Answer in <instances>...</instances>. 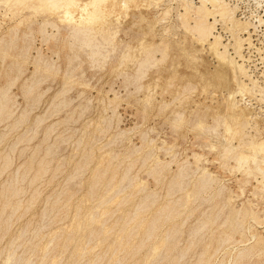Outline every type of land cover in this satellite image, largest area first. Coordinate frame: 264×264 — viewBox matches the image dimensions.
I'll list each match as a JSON object with an SVG mask.
<instances>
[{"label": "rangeland", "instance_id": "374dc122", "mask_svg": "<svg viewBox=\"0 0 264 264\" xmlns=\"http://www.w3.org/2000/svg\"><path fill=\"white\" fill-rule=\"evenodd\" d=\"M195 2L199 5L197 0ZM227 2L232 7L238 6V11H236L238 20L251 22L255 25V28L252 27L250 29L251 43L253 45L249 47V44L243 43L242 55L244 56V63L241 60L239 61L237 56H233L235 54L233 49L235 42L232 34L221 28L223 27L221 22H218L217 26H215L214 33L215 36H221L220 40L224 46L231 48H227L229 54H232L230 57L235 58L241 64L243 63L248 74L250 72V74L253 73L251 76L249 75L250 80L249 78H243V81L248 86L250 85V89L253 87L251 81H254L255 88L247 92L243 98L239 97L238 100L241 101L240 104L243 107H248L253 113L251 126L254 128L250 129V132H252L250 134L253 136L260 135L258 138L264 137V60H261L264 57V25L258 20V17L261 16L264 23V9L259 8L255 0H227ZM12 7L0 2V43L9 45L7 48L4 44L0 45V92L1 89L3 90L2 92H8L11 100L9 107L12 109L8 113L10 116L8 114L0 116V167L4 169L0 168V174L3 173L1 174L2 176L0 175V191L2 189L0 195L4 198L8 197V187H14V185L18 190L20 188L23 189V191L22 189H20L21 191L19 190V195L23 193L20 197L18 195L15 196L16 198H11L12 200L11 202L9 200L8 204H6L7 198L6 202H4V198L0 196V228H2L0 229V264H5L4 262H6L8 256H13V254V257H15L14 261L20 259L18 264H24L28 261L29 264H113L110 262L111 258H113V250H111L113 247L110 244L116 241L119 234L117 230L123 226L126 219L135 214L137 205L151 194L150 201L152 199L155 204L141 213V218L150 221L154 215L153 213L170 204V202L181 201L183 196H192V191H194L193 195H195L200 183L205 180H201V178H204V172L210 174L216 180L211 185L212 189L209 188L206 189L207 191H202L199 195L200 199L191 197L192 200L190 199L191 201L189 202L191 204L188 205L189 209L187 206L184 207L182 209L184 211L181 210V216L179 214L170 222L164 223L165 225L162 224L163 230L162 225L157 230V232L162 230L160 234L163 232L162 234L168 235L175 225L177 226V231L180 228V231L178 233L176 231L174 237L171 235L169 238L170 245H174L173 247L176 250L168 251L165 249L162 250L164 253L160 251L157 256L158 263L156 257H152L153 262L150 259L149 264H198L200 260L209 261V264H221L223 261L225 264H264V191L261 190L262 188L253 177L248 176L249 169L244 166L246 170L244 168L242 170L240 168L241 164L235 161V155L238 154L239 150H236L235 155L231 154L226 158L224 157L223 148L228 147L231 140L226 134L221 121L219 120L218 123V120L214 119V115L219 112L218 108L219 104L222 103V94L227 95L225 91L227 85L219 80H214L212 87L205 88L202 76L211 74L218 68L217 60L211 56L207 48L202 49L200 45H196L197 43L193 40V36L188 33L178 17L184 12L178 8L176 2L165 0L160 8L150 6L147 9L132 10L127 16L122 17L120 24H116L111 30V32L117 30L115 50L112 47L107 48L102 56L96 58L97 60L89 59V54L87 53L89 51H81L75 48L74 53L63 41H56L55 39L60 38V36H57V33L51 28H47V32L51 34L54 31L53 34L57 37L55 39L51 38L50 41L44 39L38 30L42 20L40 18H37L32 24V26L37 27L19 26L21 17L16 14L18 13V7ZM166 8L169 9L168 15L170 14V16L162 15ZM142 13L145 21L141 20ZM160 17H162L161 20ZM163 21L168 24H164ZM149 22L155 23V32L152 34L148 33ZM190 25L192 26V23ZM219 32L221 33L218 34ZM19 34L20 36L18 37L17 35ZM24 34L31 35L32 38ZM13 36L14 38L16 37V41H13ZM241 37L247 39L248 35H242ZM22 38H25V40ZM18 39L21 41H17ZM45 40L49 43L45 42ZM143 40L152 41L157 52L154 53L155 62L147 71L148 74L140 78L137 73L138 66L132 63L120 66L119 56L127 52L128 48H137L139 42ZM167 40L170 43H166ZM25 41H28V44ZM24 46L27 47L26 55H24ZM56 46L59 47L56 48ZM1 48L3 49L1 50ZM165 48H167L166 54L168 56L163 60L162 51ZM37 52L41 59L37 58L39 57ZM79 53H82V57ZM52 54L55 55L53 56ZM21 55H23L21 58L26 61V65L21 64L23 63L22 59H20ZM138 55L140 56L139 53ZM108 56L109 58L107 59ZM110 57L115 58H112L113 60L110 62ZM42 61L43 63H41ZM69 61L71 64H75L71 66ZM245 61H248L249 64ZM101 62L108 65H105V67ZM45 63L47 64L45 65ZM38 64L39 66L37 67H40V72L35 77L36 81L33 83V90L30 93L32 95L30 96V94L25 92H27V86H30L31 81H33L35 65ZM47 66L49 71H44ZM249 67L251 71L248 70ZM67 69H70V71ZM53 72L58 73L54 74ZM132 76L135 77L133 78ZM136 77L140 79L138 80ZM157 77H160V79ZM68 78L71 80H68ZM257 80L258 82H255ZM27 81L31 83L28 84L26 83ZM188 83H191L192 89L189 88ZM138 87L143 90H139ZM154 87H157V89H154ZM227 87L234 89L236 86L231 83ZM221 90L223 91L222 94L217 93V96H213V91ZM177 115V119L180 120L174 122L177 120ZM39 120L41 121L40 123H38ZM255 122L258 123L257 126L254 124ZM198 125L206 126L203 128L206 131L198 127ZM213 128L214 131L216 129V132H213ZM231 143L234 148L239 145L236 139L232 140ZM221 154L223 158L220 157ZM194 155L200 157L198 165ZM156 165L159 166L158 169H156ZM237 166L238 168L235 169ZM40 167L44 171L35 179L34 176L37 175ZM37 168L39 169L37 170ZM197 168L200 169L197 171ZM180 169H182L184 177L182 180L177 178L181 172ZM26 170H30V173H28L29 171L26 172ZM153 170L154 172L156 171L154 174L152 173ZM104 171L107 174L104 175L98 186H96L97 184L93 185L96 175L102 174ZM22 174L25 177L28 176V178H22ZM124 176H126V179L124 183L120 184L122 191L118 197L116 196L118 202L108 203L101 209L100 200L109 194V196H112L115 193L114 189L117 187L118 182L120 183ZM109 177H115L116 180L112 183L113 185H110L111 187L108 186ZM11 179H14L13 183L18 181V184L15 183L13 185ZM24 179L26 182H22L25 181ZM180 181L183 184L181 188L177 187ZM105 182L106 184H104ZM172 182L173 186H171ZM245 182L247 183L245 184ZM103 184L107 187L104 188ZM174 184H176L177 188L174 187ZM122 185L124 186L121 187ZM140 186L144 188H140ZM5 188H8L7 191ZM138 189H140V192H138ZM91 190H93V196L89 197ZM214 190L215 192H213ZM112 191L114 192L111 194ZM219 191L221 192L220 195ZM97 192L98 194H96ZM8 195H11V193ZM127 195H130V201H125V196ZM98 197L100 199H97ZM85 200L86 202H84ZM195 200L198 202H195ZM31 201L33 202L32 204ZM193 201L195 203H192ZM15 202H17L16 206H13ZM7 205L12 206L7 207ZM18 205L21 207H18ZM81 207L82 209H80ZM9 208L10 210H8ZM187 210L189 213H186L187 215L183 214L188 212ZM95 211H99L100 214H96ZM257 211L259 213H256ZM151 212H153V215ZM94 213L95 216H99L98 218L104 213H110L103 217L104 227L115 225L114 232L106 240L102 241L103 243L97 237L88 240L85 236V231L81 232V230H78L76 232L77 235L75 234V230L79 227H76V224H84L88 220L87 218L90 215L93 216ZM228 214L230 217H228ZM254 214L256 218H253ZM241 215L244 217H241ZM8 219L12 220L8 221ZM208 220L211 223L213 222V224L210 225ZM227 220L230 221L231 225L229 230V224L226 226ZM251 221L256 222L253 223ZM8 222L11 223L9 224ZM135 222L129 223L128 227L131 230L135 228ZM204 222L208 223L204 224ZM7 225L10 226L8 230L6 229ZM259 225L262 226L260 227ZM92 226L91 229L97 233L101 229L102 223H94ZM235 226L237 228H234ZM95 227L100 228L98 230ZM245 227L248 229L243 232ZM4 229L6 232H4ZM222 231L225 237L221 234L223 233ZM115 232L117 237L113 236ZM227 232L228 234H225ZM246 232L250 233L249 239H247L248 234ZM68 233L71 234L72 238L67 242ZM230 233H234L237 236L235 237L232 234L231 236L229 235ZM243 233L247 234V236H243ZM160 234H154L155 241L152 237L147 243L148 246L146 245V247L139 250L140 252H137L136 255L116 253V256L120 259V264H136L138 261H142L146 255L148 256L150 247L161 236H164ZM228 235L229 237H227ZM254 235L255 239L253 238L252 240ZM20 236L21 238L19 239ZM112 237H115L113 238L114 240L111 239ZM210 237L211 240L213 238L212 241H210ZM234 239L237 240L235 242L237 243L236 245L233 241ZM109 240H111L110 243L107 242ZM137 240L133 239V243H137ZM258 240H262L263 243L258 244ZM209 241L212 248L209 246ZM216 242H220L218 244L221 245H217ZM238 242L240 243L238 244ZM64 245L65 248H63ZM84 247L87 248V251L83 254L84 256L81 255L82 258L74 255L75 249L84 250ZM218 247L223 249L218 250ZM183 248H186V251ZM215 252L217 254L214 255ZM164 254L167 256L169 254L168 261ZM201 254L202 257L209 254L207 255L209 259L203 257L197 260ZM116 256L114 257L117 258ZM160 256L162 257L161 259L159 258ZM239 256L242 258H239ZM25 260L26 262H24ZM93 260H96L94 261L95 263H93ZM164 260L165 262H163Z\"/></svg>", "mask_w": 264, "mask_h": 264}, {"label": "bare ground", "instance_id": "6f19581e", "mask_svg": "<svg viewBox=\"0 0 264 264\" xmlns=\"http://www.w3.org/2000/svg\"><path fill=\"white\" fill-rule=\"evenodd\" d=\"M174 1V3L176 2L178 8H180L184 13L183 14H180V16H178L181 20V23L182 25L187 29L188 33L191 34L193 36V40L195 41V43H197L196 45H200L202 47V49L204 48H207V50L210 52L211 56L214 57L216 60H217V63H218V68L211 74H207V75H203L202 78H203V81H204V86L205 88H210L213 86V81L214 80H219L221 83L225 84V85H229V84H235V88L234 89H229L227 86L225 87V91L227 92V95H224L222 94V90L221 91H213V96H217V93H220L222 94V103L219 104V112H217L215 115H214V119L218 120V123H219V120L221 121V123L223 124L224 128H225V131H226V134L229 136L231 142L232 140H238L239 142V145L238 147L236 146V148H234V146H232V143L230 142L229 146L226 147V148H223L224 149V157L226 158L227 156H230L231 154L235 155L234 153L236 152V150H239L238 154L235 155V161H237L240 165V168L243 170L244 166L246 167V169H249L248 170V176L250 177H253V179L257 182L258 185H260V188L262 191H264V137H259L260 135H256V136H253L251 135L250 133V129L254 128L251 126V122L253 121L252 119V111L248 108V107H243L241 104H240V100H238L239 97L243 98L245 96V94L251 90H253L255 88V83L254 81L252 83L253 87L252 89L249 88V86L247 84H245V82L243 81V78H249L250 80V76L253 74H248L247 72V69L245 68V65L243 64V60H244V56L242 55V50H243V43H247L249 44L251 47L253 44L251 43V32H250V29L252 27L255 28V25L251 22H244V20H242L243 22H241L240 20L237 19L236 17V11L237 10V7H232L231 4H229L227 2V0H197L198 1V4H196V2L194 3V1L196 0H172ZM233 1V0H232ZM253 1V0H252ZM0 2L2 4H5V5H8V6H13V7H18V16L20 15V21H19V26H22V25H27L28 27L32 26V24L34 23V21L38 18L42 19L41 20V23H40V28L38 29L41 36L44 38V39H47L50 41V39L57 37V36H60V38H56L55 40L56 41H63L66 46H69V49L71 51L74 52V49L75 48H78V50H81V51H89L87 52L89 54V59L91 60H94L96 59L97 57H100L103 55L104 51L107 50V48H110L112 47L113 50H115L116 48V44H115V39H116V36H117V30H115V32H111L113 26H115L116 24H120L121 22V18L122 17H125L127 16L132 10H141V8H144V9H147L149 8L150 6H155L157 8H160L162 6V4L165 2V0H0ZM236 2V1H235ZM256 2V5L259 7V8H263L264 9V0H255ZM255 4V3H254ZM171 5V4H170ZM2 6V5H1ZM169 6V5H168ZM6 7V6H5ZM12 7V8H13ZM173 7V6H172ZM152 8V7H151ZM164 9V8H163ZM180 10V11H181ZM258 10V9H257ZM12 11V9H11ZM162 11V10H161ZM179 11V12H180ZM262 11V9H261ZM169 9L166 8L164 10V12L162 13L163 16H167L168 13H169ZM173 13V12H172ZM179 14V13H178ZM254 14V13H253ZM159 16V14H158ZM170 16V14L168 15ZM172 17V16H171ZM158 18V17H157ZM162 17H160V20H161ZM175 18V17H174ZM259 19V22L261 24L264 25L263 23V20L260 17H258ZM257 19V18H256ZM141 20L142 21H145V17L143 16V13H142V16H141ZM163 20V19H162ZM165 20V19H164ZM169 20V19H168ZM173 20V18H172ZM212 20H214L213 22H211ZM246 20V19H245ZM155 21V20H154ZM157 21V20H156ZM159 21V20H158ZM254 21V20H252ZM37 22V21H36ZM164 22V21H163ZM218 22H221L223 27L221 28H224L225 30L228 31V33L230 32L232 34V38L235 42V45L233 47L234 51H235V54L233 56H237L239 58V61L241 60L243 63H239L237 62V60H235V58L233 57H230L231 55L229 54L228 52V49H231V48H228L226 46H224L220 40L221 36L218 37V36H215V26H217V23ZM257 22V21H256ZM166 22H164L165 24ZM171 21L169 22V25H170ZM192 23V26L190 25ZM255 23V21H254ZM163 24V23H162ZM168 24V23H166ZM256 24V23H255ZM17 25V24H16ZM36 25V24H35ZM38 25V24H37ZM259 25V24H258ZM14 26V25H13ZM34 26V25H33ZM32 26V27H33ZM119 26V25H118ZM175 26V25H174ZM181 26V25H180ZM179 26V27H180ZM257 26V25H256ZM12 27V26H11ZM34 27H37V26H34ZM157 27V26H156ZM165 27V25H164ZM170 27V26H169ZM261 27V26H260ZM47 28H51L52 30H54L57 34L54 35L53 32H51V34H49L47 32ZM167 28V27H166ZM177 28V27H176ZM220 28V27H219ZM26 29V28H25ZM28 29V28H27ZM33 29V28H31ZM30 29V30H31ZM116 29V28H115ZM146 29V28H145ZM144 29V30H145ZM165 30V28H163ZM218 29V28H217ZM29 30V29H28ZM121 30V29H120ZM143 30V31H144ZM171 30V29H170ZM169 30V31H170ZM177 30V29H176ZM13 31V30H12ZM32 31V30H31ZM114 31V30H113ZM142 31V30H141ZM15 32V31H14ZM19 32V31H18ZM33 32V31H32ZM31 32V34H32ZM38 32V31H36ZM35 32V34H36ZM153 32H155V23L154 22H149L148 23V33L152 34ZM164 32V31H163ZM7 33V32H6ZM162 33V32H161ZM165 33V32H164ZM221 32H219L218 34H220ZM16 34V33H14ZM27 34V33H25ZM24 34V35H25ZM217 34V33H216ZM6 35V34H5ZM34 36V34H32ZM154 35V34H153ZM164 35V34H163ZM172 35V34H171ZM244 36V35H248L247 39H243L241 36ZM18 37L20 36L17 35ZM25 36H28L30 37L29 35H25ZM165 36V35H164ZM17 37V38H18ZM24 37V36H23ZM28 37H25V38H28ZM126 37V36H125ZM143 37V36H142ZM4 38V37H3ZM2 38V39H3ZM16 38V37H15ZM14 36H13V41L15 40ZM21 38V37H20ZM25 38H22L23 40H25ZM32 38V36L30 37ZM29 38V39H30ZM166 38V37H165ZM34 39V38H33ZM154 39V38H153ZM169 39V37H168ZM28 40V39H26ZM47 40H45V42H47ZM54 40V41H55ZM121 40V39H120ZM5 41V40H4ZM7 41V40H6ZM16 41V40H15ZM17 41H21V40H17ZM30 41V40H28ZM28 41H25L26 43ZM43 41V40H42ZM161 41V40H160ZM170 41V40H169ZM232 41V40H231ZM9 42V41H8ZM12 44L13 42L10 41ZM23 42V41H22ZM24 42V43H25ZM44 42V43H45ZM15 43V42H14ZM49 43V42H47ZM166 43H170L167 42ZM6 48L9 46H7L5 43H3ZM2 42L0 43V45H3ZM19 44V43H18ZM28 44V43H27ZM234 44V43H233ZM55 45V44H54ZM57 45V44H56ZM58 45H61V44H58ZM123 45V44H122ZM130 45V44H129ZM229 45V44H228ZM246 45V44H245ZM21 46H23L21 44ZM27 46V45H26ZM24 46L23 49L25 50V53L24 55L27 54V47ZM127 46V45H126ZM157 46V45H156ZM231 46V45H230ZM59 47V46H56V48ZM135 47V45H134ZM4 48V47H3ZM1 48V50L3 49ZM4 48V49H6ZM22 48V47H21ZM64 48H65V45H64ZM125 48V46H124ZM228 48V49H227ZM255 48V47H254ZM253 48V49H254ZM22 49V50H23ZM32 50V49H31ZM53 50V49H52ZM52 50H51V53H52ZM124 51V49H122ZM162 50V49H161ZM166 50L167 48H165L162 52H163V60H165L167 58V54H166ZM260 50V49H259ZM6 51V50H5ZM39 51V50H38ZM69 51V50H68ZM70 51V52H71ZM76 51V50H75ZM109 51V50H108ZM111 51V50H110ZM127 52L123 53L122 56H119V59H120V63L119 65L120 66H123L127 63H132L133 65H137L138 66V77L140 76V78H143L147 73V71L152 67V65L154 64L155 62V58H154V53L157 52L156 48H155V45L154 43H152V41H147V40H143V41H140L139 44H138V47L137 48H128V50H126ZM169 51V50H168ZM54 52V50H53ZM79 52V51H78ZM58 53V52H57ZM75 53V52H74ZM138 53L140 54V56L138 55ZM30 54V53H29ZM41 54V53H40ZM72 55H74L73 53H71ZM80 55L82 53H79ZM79 54H76V55H79ZM161 54V53H160ZM5 55V54H4ZM7 55V54H6ZM37 55H38V52H37ZM53 55V54H52ZM55 55V54H54ZM53 55V56H54ZM23 55L20 56V59H22L23 63L21 64H25L26 61L23 60V58H21ZM39 57H37L38 59L40 58V55H38ZM42 56V55H41ZM75 56V55H74ZM107 56V55H106ZM25 57V56H24ZM82 57V55H81ZM80 57V58H81ZM86 58H88L87 56H85ZM105 57V56H104ZM116 57V56H115ZM115 57H112V58H115ZM118 57V55H117ZM121 57V58H120ZM36 58V59H37ZM58 58V57H57ZM78 58V57H76ZM109 58V56L107 57V59ZM111 58V57H110ZM111 58L110 62L113 60ZM169 58V57H168ZM237 58V59H238ZM18 59V58H17ZM41 59V58H40ZM73 59V58H71ZM79 59V58H78ZM77 59V60H78ZM82 59V58H81ZM80 59V60H81ZM118 59V58H117ZM261 59V58H260ZM26 60V59H25ZM35 60V59H34ZM53 60V58H52ZM77 60H75L77 62ZM79 60V61H80ZM97 60V59H96ZM115 60V59H114ZM197 60V59H196ZM261 60H264V57L263 59ZM36 61V60H35ZM40 61V60H39ZM73 61V60H72ZM83 61V60H82ZM158 61V60H157ZM74 62V61H73ZM88 62V61H87ZM92 62V61H91ZM95 62V61H94ZM109 62V61H108ZM246 62V61H245ZM248 62V61H247ZM246 62V63H247ZM249 62H250V59H249ZM249 62L247 64H249ZM29 63V62H28ZM43 63V61L41 62ZM56 63V62H55ZM70 63V61H69ZM68 63V64H69ZM78 63V62H77ZM81 63V61H80ZM103 63V62H101ZM117 63V62H116ZM19 64V63H18ZM36 64V62H35ZM47 63H45L46 65ZM75 64V63H73ZM73 64L70 63V65L72 66ZM83 64V63H82ZM92 64L94 65V63L92 62ZM91 64V65H92ZM104 64V63H103ZM160 64V63H159ZM26 65V64H25ZM49 65V63H48ZM54 65V64H53ZM92 65V66H93ZM105 65H108V64H104L103 66ZM24 66V65H23ZM33 66V65H32ZM37 66L38 65H35L36 69H35V72L33 74V81L29 82L28 81L26 83L30 84V86H27L28 88L26 89L27 92H25L26 94H30L31 91L33 90V83L36 81V75L40 72V67L38 68ZM95 66V65H94ZM102 66V67H103ZM114 66H115V63H114ZM75 67V66H73ZM72 67V68H73ZM97 67V66H96ZM99 67V66H98ZM101 67V65H100ZM106 67V66H105ZM247 67V65H246ZM69 68V67H68ZM119 68V66H118ZM44 69V68H43ZM55 69V68H54ZM71 69V68H70ZM70 69H67L70 71ZM116 69V68H115ZM133 69V68H132ZM118 70V69H117ZM125 70V69H124ZM250 67H249V69ZM44 71H49L48 70V66L44 69ZM54 71V70H52ZM42 72V70H41ZM50 72H51V69H50ZM67 72V71H66ZM74 72V71H73ZM45 73V72H44ZM43 73V74H44ZM54 74H57L58 72H53ZM131 73V72H130ZM135 73V72H133ZM68 74V73H67ZM65 74V75H67ZM45 75V74H44ZM121 75V74H120ZM250 75V76H249ZM125 76V75H124ZM66 77V76H65ZM73 77V76H72ZM127 77V76H126ZM130 77V76H129ZM128 77V78H129ZM133 77V76H132ZM135 77V76H134ZM133 77V78H134ZM35 78V79H34ZM137 78V77H136ZM139 78V79H140ZM158 78V77H157ZM171 78V77H170ZM67 79V77H66ZM132 79V78H131ZM138 79V78H137ZM136 79V80H137ZM138 79V80H139ZM156 79V78H155ZM160 79V77L158 78ZM253 79V77H252ZM31 80V79H30ZM29 80V81H30ZM68 80H71L70 78H68ZM134 80V79H133ZM137 80V81H138ZM248 80V79H247ZM255 80V79H254ZM74 81V80H73ZM37 82H39V80H37ZM153 82V81H152ZM155 82V81H154ZM157 82V81H156ZM159 82V81H158ZM168 82V81H167ZM255 82H258L255 81ZM137 83V82H136ZM139 83V82H138ZM250 83V84H251ZM154 84V83H153ZM158 84V83H157ZM189 84V83H188ZM257 84V83H256ZM12 85V84H11ZM35 85V84H34ZM155 85V84H154ZM26 86V84H25ZM138 86V84H137ZM141 86V85H139ZM157 86V85H156ZM160 87V86H159ZM188 87V86H187ZM258 87V86H256ZM261 87V86H260ZM35 88V87H34ZM139 90H143L141 89V87H138ZM157 89V87H154V89ZM189 88L192 89L191 87V83L189 84ZM195 88V87H194ZM148 89V87H147ZM186 89V88H185ZM8 90V89H7ZM138 90V89H137ZM3 90L1 89V92H0V116L2 114H8L12 111V109H10V97L8 96V92L7 91H4L2 92ZM163 91V90H162ZM140 92V91H139ZM167 92V91H165ZM164 92V93H165ZM254 92V91H253ZM155 93V92H154ZM252 93V92H250ZM115 94V93H114ZM32 94H30L31 96ZM259 95V94H258ZM81 96V95H80ZM28 97V96H27ZM58 97H60L58 95ZM56 98V97H55ZM118 98V97H117ZM113 99V98H112ZM61 100V99H60ZM117 100V99H116ZM38 101V100H37ZM36 101V102H37ZM245 101V100H244ZM261 101V100H260ZM65 103V102H63ZM166 103V102H165ZM248 104V103H247ZM168 105V104H167ZM248 106V105H247ZM58 107V106H57ZM165 108V107H163ZM254 112V111H253ZM26 113V112H24ZM23 113V114H24ZM22 114V115H23ZM27 114V113H26ZM179 114V113H178ZM12 115V114H11ZM257 115V114H256ZM8 116H10L8 114ZM180 116V115H179ZM25 117V115H24ZM178 118V115L176 117V119ZM2 119V118H1ZM180 119H177L175 120L174 122H178ZM41 121L39 120L38 123H40ZM37 123V124H38ZM216 123V124H218ZM175 124V123H174ZM256 126H257V122L254 123ZM16 126V125H15ZM198 127L200 128H204L206 126H201V125H198ZM206 129V128H205ZM204 130V129H203ZM206 131V130H204ZM210 131V130H209ZM208 131V132H209ZM257 131V130H255ZM212 132V130H211ZM209 132V133H211ZM213 132H216V129L214 131V128H213ZM259 132V131H258ZM261 132V131H260ZM264 132V131H263ZM257 134V132H256ZM263 134V133H262ZM123 135V134H122ZM212 138V137H211ZM224 143V142H223ZM227 143V142H226ZM218 144V143H217ZM227 146V144H226ZM214 148V147H213ZM50 149V148H49ZM48 149V150H49ZM217 151V150H216ZM49 153V152H47ZM49 155V154H48ZM149 156V155H148ZM222 154H221V156ZM219 157V158H220ZM5 158V157H4ZM194 158L195 160L197 161V165L200 161V157L198 155H194ZM221 158V159H222ZM233 158V157H232ZM6 159V158H5ZM9 159V158H8ZM233 160V159H232ZM231 160V161H232ZM10 161V160H8ZM222 161V160H221ZM4 162V161H3ZM233 162V161H232ZM11 163V162H10ZM158 163V162H157ZM160 163V162H159ZM228 163V162H227ZM5 164V162H4ZM6 164L8 165L7 161H6ZM29 164V163H28ZM225 164V163H224ZM229 164V163H228ZM10 165V164H9ZM38 165H40L38 163ZM42 165V164H41ZM45 165V164H44ZM83 165V164H82ZM6 166V165H5ZM26 166H29V165H26ZM157 166V165H156ZM225 166V165H224ZM8 167V166H7ZM42 167V166H41ZM37 168L38 172H37V175H35V179H37L38 175H40L41 173H43L44 169L43 168ZM79 167V166H78ZM84 167V166H83ZM159 166H157L156 169H158ZM161 167V166H160ZM228 167V166H227ZM226 167V168H227ZM1 168V167H0ZM10 168V167H9ZM27 168V167H26ZM82 168V167H81ZM184 168V167H183ZM238 168L235 167V169ZM239 168V169H240ZM2 169V168H1ZM30 169V168H29ZM47 169V168H46ZM45 169V170H46ZM80 169V168H79ZM100 169V168H99ZM155 169V170H156ZM200 168H197V171L199 170ZM245 169V168H244ZM245 169V170H246ZM4 170V169H2ZM7 170V168H6ZM5 170V172H6ZM81 170V169H80ZM83 170V169H82ZM102 170V169H101ZM108 170V169H107ZM182 169H180L181 171ZM185 170V169H183ZM238 170V169H237ZM236 170V171H237ZM241 170V171H242ZM24 171V170H23ZM29 171V172H28ZM26 170V172L30 173V170ZM47 171V170H46ZM97 171V170H96ZM179 171V172H180ZM3 172V171H1ZM105 172V171H104ZM102 173V174H97L96 175V178H95V182L93 185H96L98 186V183L101 181V179L104 177V175L107 174V172L105 173ZM156 172V171H155ZM154 170H153V174L155 173ZM178 172V173H179ZM26 173V174H28ZM177 173V174H178ZM241 173V172H240ZM245 173V172H243ZM3 174V173H1ZM0 174V175H1ZM18 174L20 175V173L18 172ZM25 174V173H23ZM22 174V175H23ZM36 174V173H35ZM157 174V173H156ZM19 175H16V176H19ZM21 175V176H22ZM125 175V174H124ZM161 175V174H159ZM194 175V174H193ZM244 175V174H243ZM2 176V175H1ZM0 176V177H1ZM20 176V177H21ZM109 176V175H108ZM127 176V174H126ZM126 176H124L120 183L118 182V185L117 187L114 189L115 193L112 195V196H107V197H104L102 200H100L99 202V205L101 207V209L107 205L108 203H111V202H114V203H117L118 200H116V196L118 197V195L120 194V192L122 191L121 188H120V184L126 179ZM157 176V175H156ZM203 176L204 178H201L202 179H205V180H202V182L200 183V186H199V189L198 191L196 190V193L195 195L194 194V191H192V196H183L181 197V201H178V202H175V203H171L170 204H167L166 206L158 209L155 213L151 212V214L153 215L152 219L150 221H146L145 219L141 218V213L145 210H148L151 206H153L155 203L152 201H150V196H147L145 197L144 200H142L139 205H137V208H136V212H134L135 214L133 215L132 213V217H129L126 219L125 223L123 224V226L117 230L119 232L118 234V237L116 236L117 233L115 232L113 234V236H116V241H114L113 244H110L112 245V249L113 250V258H111L112 260L110 262H112L113 264H120V259L118 258V256H116V253H122V254H125V255H129V254H133V255H136L137 252H140L139 250L143 249L144 247H146L148 241L153 237L154 239V234H160V231H162L164 229L163 225L164 223H168V221L170 222V220H172L173 218H175L176 216H178L180 214L181 216V213L182 209H184V207H188V205H190L191 203H189L192 198H198L200 199L199 195L202 191H207L206 189H212L211 188V185L214 184L216 181L210 174L208 173H203ZM25 176L23 175L22 178H24ZM202 177V176H201ZM21 178V179H22ZM28 178V176L25 177V179ZM110 178V177H109ZM178 179H181L182 178L184 179L183 177V173L182 171L179 173V175L177 176ZM249 178V177H248ZM247 178V179H248ZM16 179V178H15ZM19 179V177H18ZM24 179V180H25ZM200 179V178H199ZM252 179V178H251ZM252 179V180H253ZM260 179V181H259ZM13 180L14 179H11V182L12 184L14 185L15 183H17L15 181V183H13ZM17 180V179H16ZM32 180V179H31ZM174 180V179H173ZM172 180V181H173ZM251 180V181H252ZM20 181V180H19ZM37 181V180H35ZM108 181V180H106ZM116 181L115 180V177H112L109 179L108 181V186L111 187L110 185ZM179 181V180H178ZM248 181V180H247ZM10 182V184H11ZM22 182H26L25 181H22ZM31 182V181H30ZM33 182V181H32ZM128 182V181H126ZM176 182V180H175ZM247 182H245L246 184ZM251 183V182H250ZM249 183V184H250ZM7 184V183H6ZM18 184V183H17ZM21 184V183H20ZM106 184V182L104 183ZM103 184V185H104ZM127 184V183H126ZM179 184V185H178ZM177 184V187L179 186L180 188L182 187V183L181 181ZM244 184V185H245ZM23 185V184H21ZM113 185V184H112ZM129 185V184H128ZM185 185V184H184ZM199 185V184H198ZM197 185V187H198ZM4 186V185H3ZM106 188L107 186L104 185ZM124 185H122L121 187H123ZM173 186V182H172V185ZM21 187V186H20ZM93 187V186H92ZM174 187H176V184H174ZM173 187V188H174ZM2 188V187H1ZM9 188V190L7 191V189ZM7 189L5 188V190L9 193H11V195H8L7 198V202H6V198L2 197V195H0L3 199L4 202H6V204H8L9 200L11 202V198L15 197V196H18V192H20L22 188H20L19 190L16 189V186L14 185V187L10 186L8 187ZM140 188H144L142 186H140ZM172 188V190H173ZM174 188V189H175ZM179 188V189H180ZM109 189V188H108ZM123 189V188H122ZM178 189V190H179ZM99 190V188H98ZM101 190V189H100ZM140 189H138V192ZM221 190V189H219ZM2 191V189H1ZM0 191V192H1ZM23 191V189H22ZM93 190H91V192H89V197H92L93 196ZM112 191L111 194L114 192ZM211 191V190H210ZM6 192V193H7ZM110 192V191H109ZM209 192V191H208ZM215 192V190L213 191ZM260 192V191H259ZM23 193V192H22ZM20 193V195L22 194ZM217 193V191H216ZM220 191H219V195H220ZM253 193V192H252ZM1 194V193H0ZM17 194V195H16ZM98 194V192L96 193ZM95 194V196H97ZM215 194V193H214ZM213 194V195H214ZM19 195V197H20ZM34 195V194H33ZM36 195V194H35ZM100 195V194H99ZM191 195V194H189ZM218 195V194H217ZM256 195V194H255ZM254 195V197H255ZM260 195V194H259ZM4 196V195H3ZM154 196V195H153ZM202 196V195H201ZM211 196V194H210ZM0 197V198H1ZM34 197V196H32ZM31 197V198H32ZM36 197V196H35ZM34 197V198H35ZM126 200L125 201H130V195H127L125 196ZM192 197V198H191ZM257 197V195H256ZM16 198V197H15ZM132 198V197H131ZM141 198V199H142ZM152 198V197H151ZM154 198V197H153ZM204 198V197H203ZM230 198V197H228ZM262 198V196H261ZM97 199H100L99 197ZM140 199V200H141ZM191 199V200H190ZM197 200V199H196ZM195 202H198L196 201ZM228 200V199H226ZM230 200V199H229ZM264 200V199H263ZM232 201V200H231ZM248 201V200H247ZM29 202V201H28ZM86 202V200L84 201ZM194 201L192 203H195ZM227 202V201H226ZM16 203L15 202V205L13 206H16ZM18 203H20L18 201ZM33 202L31 201V204ZM97 203V202H96ZM126 203V202H125ZM124 203V204H125ZM169 203V202H168ZM11 204V203H9ZM30 204V203H29ZM80 204V203H79ZM120 204V203H119ZM226 204V203H225ZM4 205V204H3ZM97 205V206H99ZM6 206V205H5ZM10 206V205H9ZM7 205V207H9ZM12 206V205H11ZM10 206V207H11ZM56 206V204H55ZM161 206V205H160ZM227 206V205H226ZM246 206V204H245ZM4 207V206H3ZM7 207H6V210H7ZM18 207H21L18 205ZM28 207V205H27ZM77 207V206H76ZM80 207V206H78ZM93 207V205H92ZM157 207V206H156ZM193 207V206H192ZM190 207V208H192ZM15 208V207H14ZM97 208V207H96ZM110 208V207H109ZM135 208V206H134ZM224 208V206H223ZM3 209V208H2ZM1 209V210H2ZM29 209V208H27ZM82 209V207L80 208ZM79 209V211H80ZM155 209V208H153ZM152 209V210H153ZM189 209V207H188ZM246 209H249V208H246ZM245 209V211H246ZM5 210V209H3ZM5 210V211H6ZM10 210V208L8 209ZM93 210V209H91ZM150 210V211H152ZM182 210V211H181ZM242 210V209H241ZM240 210V211H241ZM254 210V209H253ZM13 211V210H12ZM148 211V212H150ZM154 211V210H153ZM188 211V210H187ZM224 211V210H222ZM230 211V210H229ZM238 211V210H237ZM243 211V210H242ZM18 212V211H16ZM78 212V211H77ZM93 212V211H91ZM133 212V211H132ZM147 212V211H146ZM144 212V213H146ZM251 212V211H250ZM13 214V212H11ZM96 214L99 213L95 211ZM95 213L93 216H89L87 219V221L83 224V223H80L78 225V223L76 224V227L77 229L75 230V234L78 230H81L82 231H85V236L87 237L88 240H90L91 238H94V237H97V239H99L100 242L106 240V238L111 235L114 230H115V225H110L109 227H104V221L102 222L103 220V217H106L108 213H104L100 218H98L99 216H95ZM186 213H189L188 212H184L183 214H186ZM231 213V212H230ZM234 213V212H233ZM256 213H259L258 211ZM45 214V213H44ZM93 214V213H92ZM100 214V213H99ZM110 214V213H109ZM108 214V215H109ZM239 214V213H238ZM243 214V212H242ZM245 214V213H244ZM187 215V214H186ZM232 215V214H231ZM240 215V214H239ZM238 215V216H239ZM246 215V214H245ZM251 215V213H250ZM249 215V217H251ZM257 215V214H256ZM260 216V214H258ZM234 216V215H233ZM243 215H241L242 217ZM259 216H257L259 218ZM13 217V215H12ZM213 217V215H212ZM219 217V216H218ZM228 217L229 214H228ZM232 217V216H231ZM244 217V216H243ZM246 217V216H245ZM11 218V217H10ZM204 218V217H203ZM217 218V217H216ZM239 219V217H237ZM236 218V219H237ZM248 218V216H247ZM252 218V217H251ZM253 218H256L255 214L253 215ZM257 218V219H258ZM7 219V218H6ZM80 219V218H79ZM149 219V218H148ZM220 219V218H219ZM229 219V218H228ZM237 219V220H238ZM12 220V219H11ZM8 219V221H11ZM108 220V219H107ZM203 220V219H202ZM214 220V219H213ZM212 220V221H213ZM256 220V219H255ZM132 221H136L135 224H134V229L131 230L128 225L130 222ZM209 221V220H208ZM227 224L226 226L229 224L230 225V221L227 220ZM242 221V220H241ZM244 221V220H243ZM7 222V221H6ZM173 222V221H172ZM210 222V221H209ZM233 222V220L231 221ZM253 223H255L254 221H251ZM9 224L11 222H8ZM94 223H102V227L101 229L99 230V228H97L99 231L96 233L93 231V229H91V226L94 224ZM203 223V222H201ZM208 223V222H207ZM206 222H204V224H207ZM264 223V222H263ZM5 224V223H4ZM8 224V225H9ZM107 224V223H105ZM213 222L211 223L210 222V225H212ZM2 225V224H1ZM7 225V230L9 229L10 226ZM160 225H162V230H160L159 232H157V230L159 229V227H161ZM165 225V224H164ZM228 225V230H229V227L231 228V225L229 226ZM106 226V225H105ZM173 226V225H172ZM180 226V225H178ZM226 226H223V227H226ZM237 226V225H236ZM234 227V228H237V227ZM246 226V225H245ZM260 227L262 225H259ZM6 227V226H5ZM199 227V226H198ZM204 227V226H202ZM212 227V226H211ZM241 227V226H240ZM248 227V226H247ZM93 228V226H92ZM94 228V229H95ZM176 228L177 226L175 225V227H173L170 231H169V234L168 235H165V234H162L164 236H159L160 238L158 239V241L155 242L154 245H150V251L148 256L142 260V261H138V263L136 264H149L150 262V259L152 257H156L157 259V256L159 255V252L161 251V253L164 251L162 250H165L167 249L168 251L172 250V249H175L172 244L170 245V241H169V238L171 235H174L176 234ZM208 228V226H207ZM221 228V227H220ZM233 228V230H234ZM252 228V227H251ZM255 228V227H254ZM263 228V227H262ZM2 229V228H0ZM244 229V228H243ZM242 229V230H243ZM246 228L245 227V230H243V232L246 231ZM5 230V229H4ZM222 230V229H221ZM219 230V231H221ZM241 230V232H242ZM180 231V228L179 230L177 231V233ZM238 231V230H237ZM240 231V230H239ZM250 231V230H249ZM6 232V230L4 231ZM72 232V231H71ZM80 232V233H81ZM157 232V233H156ZM197 232V230H196ZM223 232V231H222ZM232 232V230H231ZM248 232V231H247ZM246 232V233H247ZM166 233V232H165ZM194 233V232H192ZM219 233V232H218ZM237 234V232H235ZM160 234V235H161ZM195 234V233H194ZM220 234V233H219ZM224 235V232L221 233ZM220 234V235H221ZM225 234H228L225 233ZM232 233H230L229 235H231ZM242 234V233H241ZM248 234V238L249 239V234L250 233H247ZM247 234L245 235V233H243V236H247ZM77 235V234H76ZM178 235V234H177ZM198 235V234H196ZM214 235V234H212ZM211 235V236H212ZM229 235L227 237H229ZM233 236L234 233L232 234ZM231 235V236H232ZM57 236V235H56ZM190 236V235H189ZM193 236V234H192ZM237 236V235H236ZM235 236V237H236ZM176 237V236H175ZM196 237V236H195ZM225 237V235L223 236ZM241 237V236H240ZM21 238V236L19 237V239ZM71 234H67V242L71 239ZM85 238V237H84ZM115 237H112L111 239H113ZM156 238V237H155ZM191 238V237H190ZM194 238V237H193ZM218 238V237H217ZM231 238V237H230ZM233 238V237H232ZM244 238V237H243ZM246 238V237H245ZM253 238L255 239V235L252 237V240ZM74 239V238H73ZM133 239H138L137 240V243H133ZM245 239V240H247ZM114 240V239H113ZM112 240V241H113ZM191 240V239H189ZM193 240V239H192ZM213 240V238H212ZM211 240V237H210V241ZM52 241V240H51ZM98 241V242H99ZM111 240L107 241L108 243H110ZM152 241V240H151ZM155 241V239H154ZM195 241V240H193ZM209 241V242H210ZM216 241V239H215ZM234 243L237 242L236 239L233 240ZM241 241V240H240ZM50 242V241H49ZM54 242V241H53ZM175 242V240H174ZM208 242V243H209ZM254 242V241H252ZM51 243V242H50ZM49 243V244H50ZM91 243V242H90ZM90 243H87V244H90ZM93 243V241H92ZM103 243V242H102ZM107 243V245H108ZM112 243V242H111ZM151 243V242H150ZM217 243V242H216ZM220 243V242H218ZM217 245H221V244H218ZM229 243V242H228ZM232 243V242H231ZM240 242H238L239 244ZM255 243V242H254ZM258 244H261L263 243L262 240H258L257 242ZM78 244H81V243H78ZM97 244V242H96ZM106 244V243H105ZM178 245V243H176ZM213 244V243H212ZM227 244V243H226ZM225 244V245H226ZM230 244V243H229ZM233 244V243H232ZM237 243H235L236 245ZM251 244V242H250ZM52 246V243L50 244ZM77 245V244H76ZM93 245V244H92ZM104 245V244H103ZM109 245V246H110ZM189 245V244H188ZM214 245V244H213ZM217 245H215L217 247ZM228 245V244H227ZM249 245V244H248ZM89 246V245H88ZM148 246V245H147ZM191 246V245H190ZM194 246V245H193ZM192 246V247H193ZM206 246V245H205ZM209 246H211V242L209 244ZM242 246V245H240ZM246 246V245H245ZM244 246V247H245ZM49 247V246H48ZM87 247V245H86ZM224 247V246H223ZM63 248H65V245L63 246ZM85 248V247H84ZM88 248V247H87ZM87 248H85L84 250L83 249H80V248H77L75 249L74 251V255L75 256H84L83 254L85 253V251H87ZM204 248V247H203ZM212 248V246H211ZM51 249V248H50ZM109 249V247H108ZM107 249V250H108ZM184 249V248H183ZM217 249V248H216ZM221 250L223 248H219L218 247V250ZM236 249H239V248H236ZM240 249H243V248H240ZM47 250V249H46ZM176 250V249H175ZM174 250V251H175ZM186 251V248L184 249ZM189 250V249H188ZM204 250V249H203ZM173 251V252H174ZM183 251V250H181ZM206 251V249H205ZM227 251V250H226ZM225 251V252H226ZM232 251V250H231ZM235 251V249H234ZM147 252V253H148ZM172 252V253H173ZM189 252V251H188ZM216 252H219V251H216ZM214 253L217 254V253ZM224 252V253H225ZM241 252V251H240ZM146 253V254H147ZM182 253V252H181ZM185 253V252H184ZM208 253V252H207ZM227 253V252H226ZM235 253V252H234ZM249 253H250V250H249ZM259 253V252H258ZM257 253V254H258ZM171 254V253H170ZM206 254V253H204ZM213 254V253H212ZM239 254V253H238ZM165 255V254H164ZM209 255V254H207ZM207 255H203V257H207ZM211 255V254H210ZM223 255V254H222ZM227 255V254H226ZM225 255V256H226ZM14 256V254H13ZM13 256H8L6 262H4L5 264H18L19 260L18 261H14V258ZM81 256V258H82ZM114 256H116L117 258H115ZM162 256V255H161ZM159 257L160 259L162 257ZM167 257V261L169 259V254L168 256L165 255ZM232 256V255H231ZM243 256V255H242ZM249 256V255H248ZM253 256V255H252ZM256 256V255H255ZM173 257V256H172ZM202 257V254L200 256V258H198L197 260L203 258ZM233 257V256H232ZM238 257V256H236ZM247 257V256H246ZM165 258V257H164ZM176 258V256H175ZM174 258V259H175ZM178 258V257H177ZM209 259V257H207ZM212 258V257H211ZM210 258V260H211ZM230 258V257H229ZM239 258H242L241 256H239ZM76 259V258H74ZM155 259V260H156ZM159 259V260H160ZM173 259V260H174ZM154 260V259H153ZM166 260V259H165ZM165 260L163 262H165ZM171 260V259H170ZM178 260V259H177ZM206 260V259H205ZM254 260V259H253ZM94 261L96 260H93V263H95ZM152 261V259H151ZM232 261V260H231ZM236 261V260H235ZM257 261V260H255ZM21 262V261H20ZM26 262V260L24 261ZM29 262V261H28ZM28 262L24 263V264H27ZM92 262V261H91ZM153 262V261H152ZM178 262V261H177ZM224 262V261H223ZM222 262V263H223ZM229 262V261H228ZM227 262V263H228ZM261 262V261H260ZM259 262V263H260ZM109 263V262H108ZM157 263H158V259H157ZM180 263V262H179ZM197 263V261H196ZM210 262L209 261H199L198 264H209ZM213 263V262H212ZM215 263V262H214ZM221 263V264H222ZM234 263V262H233ZM254 263V262H253ZM23 264V263H22ZM29 264V263H28ZM92 264V263H91ZM163 264V263H162ZM174 264V263H173ZM216 264V263H215ZM225 264V262H224ZM251 264V263H250Z\"/></svg>", "mask_w": 264, "mask_h": 264}]
</instances>
